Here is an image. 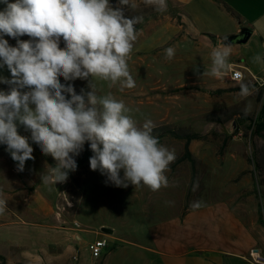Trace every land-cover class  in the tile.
<instances>
[{
  "label": "rangeland",
  "instance_id": "obj_1",
  "mask_svg": "<svg viewBox=\"0 0 264 264\" xmlns=\"http://www.w3.org/2000/svg\"><path fill=\"white\" fill-rule=\"evenodd\" d=\"M110 4L116 5L117 0H110ZM130 4L135 7L125 6V15L143 17V22L136 25L137 40L128 59L136 87L122 89L119 82L112 85L96 79V93L98 97L110 93L116 100H122L131 109L128 114L138 126L146 120L153 122V134L176 155L165 172L168 186L152 191L143 185L129 184L127 188L106 185L105 177L90 169L92 152L87 143L76 157L77 170L70 172L65 182L45 183L42 175L56 164L50 155H44L39 146L29 140L34 160L27 161L24 171L18 172L16 162L5 151L6 146L0 145V198L13 196L21 189L27 193L35 190L34 196L37 193L46 196L55 216L63 220L59 225L63 231L78 235L76 259H83L85 264H99L103 255L120 242L146 244L149 225L155 219L178 215L199 198H216L222 196L220 192L224 190L238 189L249 177L254 183L257 207L264 218V137L251 135L264 100V77L259 85L243 76V82L250 89L247 96L240 95V81L232 82L235 86L226 91L216 89L209 82L208 69H200L206 66L205 58L193 51V43H178L179 9L174 0H167V9L162 12L146 6L143 0H130ZM4 7L0 4V10ZM5 39L15 46V39L7 36ZM20 39L29 37L25 35ZM168 47L175 49L172 59L166 58ZM180 59L182 62H177ZM194 66L199 67V73L194 71ZM0 76L10 77V73L6 68L0 69ZM60 80L64 83L62 77ZM72 83L77 93L81 88L89 90L87 81L77 79ZM7 88L0 84V89ZM231 125L232 130H229ZM164 126L175 135L161 132L160 127ZM18 132L30 137L23 126L18 127ZM185 135L195 137L187 144L193 162L184 155ZM7 180L10 182L5 186ZM16 199L26 201L25 198H13V201ZM74 222L79 227H75ZM99 224L112 233L103 236L107 246L96 258L88 244L95 240V232H102ZM26 228L29 231L23 232ZM33 229L34 225L0 226V257H3L0 264L3 261L5 264H65L53 261L52 247H43L44 252L39 254L38 245H47L53 237L40 238L38 233L34 235ZM40 229L41 234L47 230L45 226Z\"/></svg>",
  "mask_w": 264,
  "mask_h": 264
},
{
  "label": "clouds",
  "instance_id": "obj_2",
  "mask_svg": "<svg viewBox=\"0 0 264 264\" xmlns=\"http://www.w3.org/2000/svg\"><path fill=\"white\" fill-rule=\"evenodd\" d=\"M156 11H166L167 0H143ZM0 69L10 77L0 76V145L23 172L26 162L34 160L32 143L56 162L42 175L45 183H63L78 168L76 157L87 143L92 155L90 169L105 177V184L127 188L129 184L147 186L152 191L168 186L165 172L176 159L153 134L155 125L146 120L138 126L125 103L110 93L98 97L95 80L108 81L121 88H134L129 71L136 25L142 16H126L130 0H0ZM28 36V40L20 37ZM5 36L15 39L10 45ZM63 42V46L61 43ZM231 46L211 52L210 75L220 78L231 65ZM172 59L175 49H165ZM254 62H260L256 55ZM199 73V67L194 66ZM64 83H61L60 78ZM87 81L77 93L72 82ZM240 95L250 94L243 75ZM247 111V110H246ZM23 126L30 137L19 134ZM123 170V175L121 171ZM7 201L0 198V214Z\"/></svg>",
  "mask_w": 264,
  "mask_h": 264
},
{
  "label": "crops",
  "instance_id": "obj_3",
  "mask_svg": "<svg viewBox=\"0 0 264 264\" xmlns=\"http://www.w3.org/2000/svg\"><path fill=\"white\" fill-rule=\"evenodd\" d=\"M179 9L177 33L179 44L192 42L193 51L204 57L212 67L211 52L224 45L231 46L228 72L220 77L208 74L210 84L226 91L235 86L230 77L233 67L245 78L261 85L264 77V0H174ZM191 24L187 25L188 22ZM246 28L250 36L244 44H225L224 40ZM189 44V43H188ZM256 55L260 62H254ZM177 62H182V59ZM202 62V63H203ZM234 82V83H232ZM251 178L238 189L224 190L216 198H199L178 215L157 218L149 225L146 244L120 242L109 249L99 264H251L247 260L250 248L264 253V222L257 205ZM9 180L5 186H8ZM7 201V209L0 214L1 225H34V235H51L47 245L52 247V259L65 264H85L79 255L78 242L60 227V219L52 211L51 202L35 190H18ZM13 198H25L19 201ZM29 199V200H28ZM18 211V212H17ZM45 226V233L40 228ZM100 227L104 226L99 224ZM23 230V232L29 231ZM19 231V229H18ZM52 232V233H51ZM95 240L109 236L94 233ZM34 237V236H33ZM79 238V237H78ZM115 239V238H114ZM115 240L118 241L116 238ZM107 246V245H106ZM36 248H34L35 251ZM101 253V251H100ZM97 258V257H96ZM77 260V262H75Z\"/></svg>",
  "mask_w": 264,
  "mask_h": 264
},
{
  "label": "built area",
  "instance_id": "obj_4",
  "mask_svg": "<svg viewBox=\"0 0 264 264\" xmlns=\"http://www.w3.org/2000/svg\"><path fill=\"white\" fill-rule=\"evenodd\" d=\"M236 72L241 73V71H239L237 69L231 71L230 77L233 81H238V80L233 79V76ZM56 207L58 209V206H56ZM73 225L75 227H79V224L77 222H74ZM106 245H107V242L104 238L97 239V240H94L92 243L88 244V249H89V251L93 257H97L100 254L101 249L106 247ZM247 260L251 264H264V253H261L256 248H250L248 253H247Z\"/></svg>",
  "mask_w": 264,
  "mask_h": 264
},
{
  "label": "trees",
  "instance_id": "obj_5",
  "mask_svg": "<svg viewBox=\"0 0 264 264\" xmlns=\"http://www.w3.org/2000/svg\"><path fill=\"white\" fill-rule=\"evenodd\" d=\"M161 132L164 133H168L171 135H175L174 131H172L171 129H169L167 126L164 127H160ZM251 135H260L262 137H264V100H262L261 102V106L259 109V113L257 115L256 120L254 121L253 125H252V129H251ZM185 139V145H184V149H185V157H189L190 161L193 162V159L190 156V153L188 151V147L187 144L188 142L195 138L192 135H185L183 137ZM3 260V257H0ZM2 264H5L4 261Z\"/></svg>",
  "mask_w": 264,
  "mask_h": 264
},
{
  "label": "water",
  "instance_id": "obj_6",
  "mask_svg": "<svg viewBox=\"0 0 264 264\" xmlns=\"http://www.w3.org/2000/svg\"><path fill=\"white\" fill-rule=\"evenodd\" d=\"M250 36V30L246 29V28H243L241 29V31L235 35H231L230 37L226 38L224 40V43L225 44H244L246 43V41L248 40ZM229 130H232V125L231 127L229 128ZM59 183H56V185H58ZM101 231L103 233H106V234H111L112 233V230L111 229H108V228H104L102 227L101 228Z\"/></svg>",
  "mask_w": 264,
  "mask_h": 264
}]
</instances>
